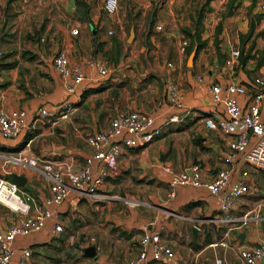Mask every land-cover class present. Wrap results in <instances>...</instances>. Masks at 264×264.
<instances>
[{"label":"crops","instance_id":"obj_1","mask_svg":"<svg viewBox=\"0 0 264 264\" xmlns=\"http://www.w3.org/2000/svg\"><path fill=\"white\" fill-rule=\"evenodd\" d=\"M76 1L79 0H0L2 111L21 110L30 120L39 107L52 108L66 97L63 81L51 66L52 57L58 53L70 63L79 64L84 74L77 95L72 98L75 110L68 121L44 128L34 122L32 135L22 133L14 142L0 139V152L11 153L24 139H30L32 156L63 163L71 172H77L91 153L84 143L86 136L103 132L109 120L122 112L150 114L155 100L166 99L168 82L178 88L181 102L189 111L188 118L179 126H163L167 111L162 105L152 123L153 128L161 129L157 139L132 150L119 143L116 169L99 190L118 199L122 196L121 200L95 204L71 193L54 206L48 202L47 186L30 172L0 162V179L10 182V177L15 175L26 180L18 193L26 197L31 195L29 216L35 208L53 211L63 228L68 218L74 217V211L86 213L91 223L105 222L98 237L96 256L88 264H127L135 257L137 240L143 232L158 234L170 247L174 258L165 264H213L218 258L225 264H237L238 249L256 245L263 249V256L256 264H264L262 173L249 169L250 191L229 213L232 217L255 214L259 219H250L231 231L223 225L207 222V219L219 217L220 196L211 197L202 189L180 187L169 199L168 175L164 172L167 167L178 173L195 164L205 181L216 172L227 170L228 185H232L239 180L240 170L248 169L240 161L239 154L228 151L229 138L216 131H207L202 117L222 113L221 107H215L210 100L208 85L211 83L243 86L248 95L236 101L244 110L253 79L264 81V33L260 34L264 15L263 20H257L251 15L243 18L240 14L238 27L234 19L228 20L232 26L225 24L221 28L216 48L206 43L188 67L185 51L189 42L178 31L169 9L158 11L151 27L134 33L129 44L123 19L104 14L102 5L100 12L97 7L84 13ZM84 1L88 5L87 0ZM249 24L252 32L243 45L242 54L249 53L253 58L244 63L237 60L229 70L224 67L223 59L232 49L238 50L234 47L236 37L245 35ZM73 30L75 35H71ZM87 61L105 62L109 71L107 78L98 80L95 69L86 66ZM258 61H261L259 65ZM260 115L264 120V107ZM90 169L93 179L97 165L93 163ZM127 196L132 197V200L127 199L132 203L122 200ZM248 199L252 200L250 205L246 203ZM1 207L0 232H3L17 221V216ZM51 224L52 220L47 221L38 233L16 239L17 251L31 248L32 256L26 264H41V254L53 245L56 238L52 239L50 234ZM112 228L116 231L115 237L110 234ZM118 232L125 238L118 237ZM215 241L222 245L211 247ZM16 259L17 254L11 264Z\"/></svg>","mask_w":264,"mask_h":264},{"label":"built area","instance_id":"obj_2","mask_svg":"<svg viewBox=\"0 0 264 264\" xmlns=\"http://www.w3.org/2000/svg\"><path fill=\"white\" fill-rule=\"evenodd\" d=\"M117 0H104L102 11L110 16L116 12ZM259 12L264 15V4L259 5ZM76 32L71 31V35ZM110 35V33H109ZM184 46V45H183ZM182 46V47H183ZM183 49V48H182ZM239 51L232 49L223 59V65L231 70L236 65ZM2 52L0 51V59ZM53 71L63 81L66 97L52 108L39 107L28 120L21 110L4 112L0 109V139L14 142L23 133L32 135L34 122L44 125H56L68 121L74 113L75 102L84 74L77 63H70L64 55L58 53L51 59ZM87 67H93L98 80H105L108 69L105 62L87 61ZM248 101L242 110L236 99L247 96L243 86L234 83H211L208 92L212 104L221 107V114H207L202 117L203 127L207 131H216L229 138L228 151L240 155V161L248 168L239 172V180L228 185V171L216 172L207 180H202L197 165L193 164L178 173L164 168L168 175L167 197L173 198L180 187L202 189L211 197H219V217L207 219L208 223L223 225L228 230H235L248 221V213L239 217L229 215L232 207L250 191L247 182L249 169L255 173L264 174V120L260 111L264 107V81L255 78ZM166 99L159 98L152 104L150 114H140L125 111L111 118L103 132L88 135L84 138L85 145L90 149V155L84 160L82 168L71 172L69 166L53 160L38 159L30 154V139H24L21 146L11 153L0 152V162L5 166L18 167L38 177L47 186L48 202L54 206L61 204L71 193L79 195L86 201L95 204L107 203L118 199L99 190V186L116 169L117 158L120 154L119 143L127 150L143 148L157 139L161 134L160 128H153V119L157 110L164 105L167 115L163 126H179L185 123L189 111L181 102L178 88L173 82H168L165 88ZM97 165L95 178H91V165ZM4 188L10 202L16 201L22 207L12 208L0 201V205L17 216V221L0 232V264H26L32 256L31 248L15 249L16 239H26L43 229L47 221L52 220L50 234L52 237L62 232L63 227L58 216L53 211L35 208L28 215L30 207L23 203L18 196V189L11 181L0 179V189ZM225 192L222 196L221 194ZM123 200V199H122ZM25 201H30L26 197ZM222 245L213 242L211 247ZM263 256L260 245L249 248H239L237 264H256ZM174 254L169 246L164 244L158 234L143 232L137 240V253L127 264H165L172 261ZM196 264V263H193ZM213 264H225L221 259H215Z\"/></svg>","mask_w":264,"mask_h":264},{"label":"rangeland","instance_id":"obj_3","mask_svg":"<svg viewBox=\"0 0 264 264\" xmlns=\"http://www.w3.org/2000/svg\"><path fill=\"white\" fill-rule=\"evenodd\" d=\"M244 1L245 2L243 3V0H232V3L229 6L228 0H213L208 4L207 11H205L203 15L202 32L200 34V39L205 41V45L210 42L212 46L215 47L219 43L216 37L222 32L221 28H223L225 24L231 25L228 24V20L234 19L237 22L236 26L238 27L240 24V14L243 18H247L249 15L254 19H256L257 16H260V20L263 18V16L259 14V3L262 0ZM76 2L78 7L83 9L84 13H86L88 9H96L97 7L98 12H100V5L103 4L104 0H87L88 5L84 0ZM216 2H219L220 4L216 5ZM240 6L242 7L241 9ZM193 7L194 5L193 3H190V0H117L116 12L109 17L123 19L125 22V32L127 33L130 30H133L134 34L139 30H146L149 23L151 27L158 11H161L160 13H162L164 10L169 9L172 13L174 24L180 32L181 27H188L190 25L189 16L193 14ZM155 31L158 32L159 30L155 29ZM209 32L211 33L210 35ZM216 32L217 35L215 34ZM180 34L182 33L180 32ZM226 35L229 40L230 33L227 32ZM229 42L232 44L230 40ZM236 43L237 44H234V47L238 49L239 53H242L243 49L240 50L238 35L236 37ZM192 48L187 54L185 52L186 58ZM39 124L43 128L48 126L41 123ZM261 178L264 180L263 173L261 174ZM18 196L23 203L28 204L30 208L32 207L30 201H25L26 196L20 195L19 193ZM29 197L31 198V195H29L28 198ZM119 197L123 198L122 196ZM127 199L132 200V197L127 196L123 199L126 201L125 203L133 202L128 201ZM251 201V199H248L246 203L250 205ZM72 215L74 217L68 218L64 224L62 232L52 238H56L53 240V245L49 246L47 250L41 254V264H88V261H91L92 259L83 257L84 250L88 248H92L96 256L99 244L97 242L98 237L101 234L102 227H105V222L96 220L94 223H91L90 219L87 218L86 213L83 212L74 211ZM247 217V222H249L250 219H254L255 221L259 219L255 214H249ZM111 231L113 233L110 234L115 237L116 231L113 228ZM117 236L125 238V235L121 232H118ZM101 237L104 236L101 235Z\"/></svg>","mask_w":264,"mask_h":264},{"label":"trees","instance_id":"obj_4","mask_svg":"<svg viewBox=\"0 0 264 264\" xmlns=\"http://www.w3.org/2000/svg\"><path fill=\"white\" fill-rule=\"evenodd\" d=\"M213 0H190V3H193L194 5V11L191 16H189L190 25L188 27H181L180 32L182 35L189 40V46L186 48V54L189 52V50L192 47L196 48V53H198L202 48L205 46V41L200 39V34L202 32V20L203 15L205 11H207L208 4ZM9 2V0H8ZM232 3V0H228V6ZM257 20L260 19V16L256 17ZM150 27V23L148 25V28ZM252 32V25H248V30L245 35H238V40L240 42V50L243 49L244 43L249 39ZM261 33H264V28L262 29ZM217 35V32L215 33ZM97 47L94 48V51H96ZM243 53V52H242ZM242 53H239L238 61L240 63H244L246 60L253 58L249 55V53H246L243 55ZM264 54H262L263 56ZM261 63V61H258V65ZM20 147V146H19Z\"/></svg>","mask_w":264,"mask_h":264},{"label":"water","instance_id":"obj_5","mask_svg":"<svg viewBox=\"0 0 264 264\" xmlns=\"http://www.w3.org/2000/svg\"><path fill=\"white\" fill-rule=\"evenodd\" d=\"M133 37H134L133 30H130L128 32L127 43H130L132 41ZM195 55H196V48L193 47L191 52L188 54L187 59H186V65L188 67L193 62ZM10 181L19 188L23 187L26 183V180L23 177H19V176H15V175H12L10 177ZM83 257L88 258V259H93L95 257L94 250L92 248H88V249L84 250Z\"/></svg>","mask_w":264,"mask_h":264},{"label":"bare ground","instance_id":"obj_6","mask_svg":"<svg viewBox=\"0 0 264 264\" xmlns=\"http://www.w3.org/2000/svg\"><path fill=\"white\" fill-rule=\"evenodd\" d=\"M8 199H11V198L10 197L7 198V195H6L4 188L0 189V201H2V203H6L7 206H11L12 208H17L20 206L22 207V205L19 204L18 202L14 201V200H13V202H10Z\"/></svg>","mask_w":264,"mask_h":264}]
</instances>
